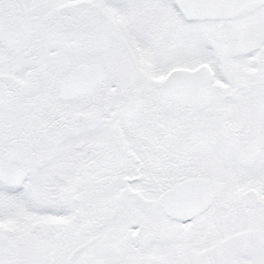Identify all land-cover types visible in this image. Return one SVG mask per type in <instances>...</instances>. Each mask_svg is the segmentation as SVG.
Segmentation results:
<instances>
[{
    "label": "snow or ice",
    "instance_id": "6c2138e0",
    "mask_svg": "<svg viewBox=\"0 0 264 264\" xmlns=\"http://www.w3.org/2000/svg\"><path fill=\"white\" fill-rule=\"evenodd\" d=\"M0 264H264V0H0Z\"/></svg>",
    "mask_w": 264,
    "mask_h": 264
}]
</instances>
